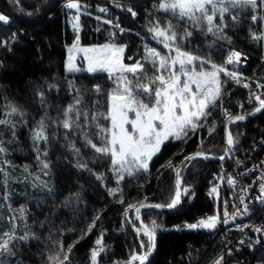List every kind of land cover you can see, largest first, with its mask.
<instances>
[{
	"label": "trees",
	"instance_id": "1",
	"mask_svg": "<svg viewBox=\"0 0 264 264\" xmlns=\"http://www.w3.org/2000/svg\"><path fill=\"white\" fill-rule=\"evenodd\" d=\"M112 1L116 6L110 5ZM66 2L68 0H0V14L9 18L7 24L0 22V120L7 121L0 124V146L6 149L0 154V168L7 174L0 173V217H3L0 233L9 229V220L15 217L17 236L35 234V238L30 237L27 242L17 240L12 245L15 255L3 256L4 264H49L48 257L57 252L59 245L67 249L73 244L70 264H90V251L98 238L105 248L98 257L99 264H122L134 253L141 254L142 248L126 219L132 208L129 206L143 202L168 204L175 191V171L183 158L194 152L215 157L224 154L225 112L233 109L234 113L249 114L259 106L238 109L233 102L242 97L243 92H234L229 97L230 87H227L222 92L221 102L210 109L207 119L201 123L203 126L189 132L182 140L170 139L164 143L148 172L126 177L119 184L108 161L93 160L92 152L83 147L77 129L69 133L68 140L80 148L81 157L91 172L78 169L74 166L78 158L67 147L66 130L56 121L63 119L62 109L74 102L77 91L82 95L79 107L90 113L106 111L107 94L114 83L103 73H66L67 50L76 40V33H72L66 23L69 16ZM158 3L159 0H79L81 44L115 43L125 47V63L142 61L145 40L160 48L150 38L148 30L157 19L163 18L158 13ZM89 5L93 13L88 12ZM103 6L109 7L105 15L100 14ZM117 8H122V12ZM256 8L243 15L232 11L238 21H233L229 15L222 33L225 38L217 39L193 30L184 48H197L200 55L224 66L231 52H244L249 57L247 66L236 68L227 64L229 71L252 75L264 70L262 40L253 39L254 35L263 34L264 19L260 17H264V3L259 1ZM253 15L258 17L255 22ZM78 63L83 66L82 58ZM96 85L100 86V95L94 94ZM40 91L46 101L43 105ZM10 106L19 111L5 115ZM41 119L48 124L46 143L33 140V132ZM80 123L84 124L83 119ZM231 133L236 146L263 136L264 115L232 124ZM94 142L98 140L94 138ZM41 161L47 162L49 168L43 169ZM169 162L172 167L168 166ZM220 166L221 163L195 161L183 171V188H188L189 193L185 194L179 209L166 213L141 210L144 226L150 230L158 226L162 229L149 264H208L219 253L222 248L220 223L212 231L189 229L187 225L209 216L220 218L222 194L219 191L218 198L210 194ZM94 173L102 174L103 180H98ZM109 190H115V194H110ZM77 195L79 199L75 200ZM65 201L69 203L66 205ZM21 208L26 210L24 219L20 218ZM130 218L138 225L134 213ZM94 220L95 227L80 239ZM141 239L147 246L149 241L143 233ZM256 259L264 260V250Z\"/></svg>",
	"mask_w": 264,
	"mask_h": 264
},
{
	"label": "snow or ice",
	"instance_id": "2",
	"mask_svg": "<svg viewBox=\"0 0 264 264\" xmlns=\"http://www.w3.org/2000/svg\"><path fill=\"white\" fill-rule=\"evenodd\" d=\"M260 3H264V0H260ZM66 7L79 12L81 5L79 0H70ZM156 7L158 11L170 14L171 18L164 25H161L157 20L148 30L156 43L161 44L163 49L167 50V54L154 47L146 46L143 60L128 65L123 62L122 54L125 47L109 43L97 48L79 49L85 54L86 69L75 67L71 57L66 65L68 71L105 72L109 79H113L114 88L107 94L106 111L94 110L90 113L79 107L82 103V95L77 91L74 102L62 109L63 119L57 120L56 123L66 130L64 134L66 140H68L69 133L79 129L83 147L92 152L93 160L105 159L108 161L110 170L117 176L118 184L125 178V174L133 176L142 171L147 172L153 156L160 152L166 141L169 139L182 140L187 137L189 132H195L198 127L202 126L200 121L207 118L210 109L216 106L217 99L221 95L220 73L240 82L237 73L227 71L224 65H216L209 59L185 51L183 44L193 36V30L205 35L211 34L217 39L225 38L222 33L226 27V14L231 15L232 20L236 21L237 14H233L232 10L245 7L256 9L257 0H159ZM100 11L103 12L105 9L101 8ZM132 14L135 15L134 12ZM251 18L253 22L258 19L256 15ZM260 19H264V17H260ZM73 20L78 22L79 16L73 17ZM0 22L7 24L9 18L0 14ZM105 23H111V21H105ZM78 27V23H73L74 29H78ZM253 39L264 40V34L254 35ZM73 48H76L75 44ZM240 56L239 52H231L225 64L239 63ZM204 65H211L212 70H197L198 67L202 68ZM149 66L151 74H149ZM243 86L249 87L248 84ZM49 87L54 88L55 85ZM258 87H264V85H258ZM93 91L94 94L100 95V86L96 85ZM39 95L43 105L46 103L43 91H40ZM261 96H264V93L250 94V100L254 98L259 102V106L249 115L259 113L264 109V99ZM18 111L17 107L10 106V111H5V115H14ZM225 115H228L230 122L233 123L245 119V115L231 116L228 113ZM81 119L84 121L83 125L80 123ZM101 121L108 123L104 124ZM6 123V120H0V124ZM47 127L45 119L38 122L37 128L33 132L34 142L43 141L46 143L48 141ZM94 138L98 140V143L94 142ZM226 140L228 147L225 152L227 153L231 151L235 140L230 132L227 133ZM67 147L78 158L74 166L80 170L91 172L87 162L81 157V150L76 146V143L68 140ZM5 152L6 149L0 146V154ZM43 155L46 156L47 153L44 152ZM197 157L209 158L207 154L201 152L195 156L186 157L185 160L190 162ZM219 159L223 160L224 156ZM41 164L43 169L49 168L47 162L41 161ZM168 166L172 167L171 162ZM0 173H4L3 168H0ZM95 175L98 180H103L102 174ZM181 182L182 177L179 171H176L175 191L170 202L166 205L141 204L140 207L175 208L181 202L182 191L184 194L189 193L188 188L181 190ZM227 183L233 185V178L228 177ZM51 191L52 189L49 188V194ZM109 191L110 194H115V190ZM216 192L217 188L213 187L210 194ZM261 198H264V184L261 185V197L258 199ZM5 199L7 198L5 197ZM74 199L78 200V195ZM68 203L69 201H65L66 205ZM129 207L135 208L137 219H139L140 207L135 205ZM19 211L20 218L24 219L26 210L21 208ZM2 218L0 217V219ZM96 219L98 220L99 216ZM216 221L217 217L212 216L201 219L195 224L187 225V227L189 229H213L216 227ZM9 224V229L0 233V264H4L3 256L15 255L12 245L17 240L27 242L30 237L35 238V234L29 233L17 236L15 217L9 220ZM93 227H95V220L81 234L80 239L90 233ZM256 231L261 230L256 229ZM144 234L148 236L149 241L147 251L143 255L134 254L131 257V261L139 260L140 264H144L155 246L154 230L145 226ZM78 242L77 240L76 243ZM73 247L75 244L70 245L67 249L63 245H59L57 252L48 257L49 264H70ZM144 247L145 245L142 243L141 248ZM104 251L102 239H96L95 247L90 251V264H99L98 257ZM216 264H220V261H216Z\"/></svg>",
	"mask_w": 264,
	"mask_h": 264
},
{
	"label": "built area",
	"instance_id": "3",
	"mask_svg": "<svg viewBox=\"0 0 264 264\" xmlns=\"http://www.w3.org/2000/svg\"><path fill=\"white\" fill-rule=\"evenodd\" d=\"M110 5L116 6V3L112 1ZM108 8L104 6L105 11H100V14H107ZM93 11L89 5L88 12L93 13ZM117 11L122 12V8H117ZM66 23L71 32L75 33L73 28L75 21L70 14ZM235 52L241 53V56L239 63L232 64V67L245 68L249 57L244 52ZM238 76L239 83L232 78L222 83L223 90L230 87L227 96L230 97L234 92H243V96L235 98L233 102L238 109L259 104L254 98L250 100V94L264 93V87H258L264 85V70L252 75L238 74ZM244 84H248L249 87L245 88ZM261 98L264 99V96ZM225 113L231 116L239 114L234 113L233 109ZM228 117L226 115V119ZM228 177L233 178V185L227 183ZM262 184H264V135L239 143L237 146L234 143L232 153L221 163L214 177V187L217 188L214 197L219 196V191L222 194L219 218L222 248L208 264H216L218 260L220 264H264V260L256 259L264 250V202H262L264 198L258 199L261 197ZM256 229L261 231L258 232Z\"/></svg>",
	"mask_w": 264,
	"mask_h": 264
},
{
	"label": "rangeland",
	"instance_id": "4",
	"mask_svg": "<svg viewBox=\"0 0 264 264\" xmlns=\"http://www.w3.org/2000/svg\"><path fill=\"white\" fill-rule=\"evenodd\" d=\"M259 1L260 0H257V4L259 3ZM70 2V0H68V2H66V4H65V7H66V5L68 4ZM66 9L68 10V12H69V14L72 16V17H75V16H79V13H80V10H79V12L76 10V9H69V8H67L66 7ZM257 9V8H256ZM256 9H253V10H256ZM249 10H251V8H247V7H245V8H236V9H233L232 11H234V13L236 12V11H240V12H237V13H239L240 15H243L242 13L243 12H248ZM163 18L162 19H157V20H159V22L161 23V25H164V24H167V22H168V20L171 18L170 17V14H168V13H164V12H158ZM229 17V15L228 14H226V16H225V21L227 20V18ZM157 20L153 23V24H155L156 22H157ZM238 21V20H237ZM175 22V21H174ZM217 22L219 23V20H217ZM75 23H78V25H79V27H78V29H74L75 31V33H76V40H75V42L73 43V45L75 44L76 45V48H73V45H71L70 47H68V50H67V54H68V57H67V61H66V65L68 64V62H69V57H71V60H72V64L75 66V67H77V68H81V69H86L87 68V61L84 59V53L82 52V51H79V49H82V48H97V47H101V46H84V45H82L81 44V41H80V32H81V26H80V23H79V20H78V22L77 21H75ZM226 24V23H225ZM263 29H264V24H263ZM194 31H196V30H194ZM197 32H199V31H197ZM263 34H264V30H263ZM150 35H151V33H150ZM211 34H206V36H210ZM77 37H78V41H77ZM150 38L156 43V41L152 38V35L150 36ZM145 43H144V51H145V47L146 46H148V47H154V48H156L157 50H159V51H161L162 53H165V54H167V50H165V49H163V46L161 45V44H158L159 46H160V48L159 47H156V46H154V45H150L148 42H147V40H145L144 41ZM186 43H187V41H185L184 42V44H183V48H184V45L186 46ZM262 43H263V48H264V40H262ZM103 46V45H102ZM120 46H122V45H120ZM184 50L185 51H188V52H191V53H193L194 55H196V56H200V57H203L202 55H200V53H198L197 52V48H192V47H188V49L187 48H184ZM123 55V62L125 63V51H124V53L122 54ZM80 58H82V60H83V66H81V65H79V63H78V61H79V59ZM203 58H205V57H203ZM207 59V58H206ZM212 62V61H211ZM212 63H214V62H212ZM125 64H127V63H125ZM132 64H135V63H132ZM132 64H128V65H132ZM215 64V63H214ZM217 65V64H216ZM228 65H230V66H232V64H228ZM225 68H226V70L227 71H229V69L227 68V64L225 65ZM197 70H207V71H211L212 69H211V65H204L202 68H197ZM231 72V71H230ZM66 73L67 74H69V75H76V74H81V73H87V74H94V73H89V72H87L86 70H81V71H68L67 70V67H66ZM97 73H103V74H107V73H105V72H97ZM108 75V74H107ZM128 75H131V74H128ZM228 79L230 80L231 78L229 77V76H226V75H224L223 73H220L219 74V80L220 81H222V83L223 82H225V81H228ZM112 81H113V79H112ZM114 88V87H113ZM112 91V90H111ZM222 92H223V88H222V85H221V95L219 96V98L217 99V102H216V106H217V103H219V102H221V99H222ZM212 108H214V107H212ZM211 108V109H212ZM207 119V118H206ZM206 119H202L201 121H200V124L203 122V120H204V122H205V120ZM203 124V123H202ZM201 124V125H202ZM203 126V125H202ZM201 127V126H200ZM200 127H198L197 129H199ZM196 129V130H197ZM170 140V139H169ZM168 140V141H169ZM167 142V141H166ZM165 142V143H166ZM163 146V145H162ZM162 148V147H161ZM159 153V152H158ZM157 153V154H158ZM156 154V155H157ZM155 155V156H156ZM155 156H153V158L155 157ZM153 158H152V160H153ZM151 160V161H152ZM151 161H150V163H151ZM150 163H149V168H150ZM149 171V170H148ZM147 171V172H148ZM140 173H146V172H139V173H137V174H140ZM136 175V174H135ZM134 176V175H133ZM115 177H116V179H117V176L115 175ZM126 177H132V176H128L127 174H125V178ZM123 180H121L119 183H121ZM219 197V196H218ZM218 197H216V198H218ZM218 200V199H217ZM209 217H212V216H209ZM215 217H217V221H216V227L215 228H217V227H219V217H218V215H215ZM208 217H206L205 219H207ZM131 221H132V219H131ZM215 228H213V229H206V228H197V230H205V231H212V230H214ZM196 230V229H195ZM156 233H158L159 231H160V227L158 226L155 230H154ZM139 263V260H136L133 264H138Z\"/></svg>",
	"mask_w": 264,
	"mask_h": 264
},
{
	"label": "water",
	"instance_id": "5",
	"mask_svg": "<svg viewBox=\"0 0 264 264\" xmlns=\"http://www.w3.org/2000/svg\"><path fill=\"white\" fill-rule=\"evenodd\" d=\"M254 112V111H253ZM252 112V113H253ZM236 115H245V119L243 121H236V122H230L229 120V117L226 119L225 121V127H224V137H225V149L228 147L227 145V140H226V136H227V133L230 132L231 133V126L232 124H235V123H242V122H246V121H250V120H254V119H257L261 116L264 115V109H262L259 113H255V114H252V115H249V114H244V113H239V114H235L233 116H236ZM232 134V133H231ZM234 146V144H233ZM233 146L231 148V151L229 152H224V154L222 156H224V159L221 160L219 159V157H215L213 155H210V154H207L209 156L208 159H203V158H200V157H197L196 159H193L191 160L190 162L185 160L186 157H189V156H195V154L197 153H201V152H194V153H191L189 155H187L185 158H183L181 160V162L179 163V165L177 166L176 168V171H179L180 173V176L182 177V182H181V190L183 189V176H182V173L183 171H186V169L195 161H204V162H212V163H222L224 162L225 160L228 159L229 155L232 153V149H233ZM176 171H175V176H174V187H175V180H176ZM184 199H185V194L183 193L182 191V194H181V202L175 207V208H172V209H169L167 207L165 208H160V209H157V208H148V207H140L141 204H160V203H156V202H143V203H139L138 205H136V207H140V212H139V219H137V213H136V210L135 208H131L127 214H126V219L128 221V223L131 225L134 233L136 234V237L138 239V242L141 246V244L143 243L145 245V243L143 242V240L141 239V233L144 234V224L142 222V218H141V210L143 209H154L156 211H159V212H163V213H166V212H171V211H175L177 209H179L181 207V205L184 203ZM131 213H134V217H135V220L137 222L138 225H134V223L131 221V218H130V214ZM162 230V229H161ZM145 235V234H144ZM147 238L148 236L145 235ZM154 237H155V240H154V248L152 249L150 255H148V258L147 260L144 262V264H149L150 262V259L152 258L153 254H154V251L156 250V245H157V241H158V233H156L154 231ZM147 251V246L145 245L144 248H142V253L139 254V253H134L135 255H143L145 252ZM133 254V255H134ZM132 255V256H133ZM131 256V257H132ZM131 257L129 258V260L127 261H122V264H129V262L131 261ZM135 261H131V264H133ZM140 264V262L138 263Z\"/></svg>",
	"mask_w": 264,
	"mask_h": 264
},
{
	"label": "bare ground",
	"instance_id": "6",
	"mask_svg": "<svg viewBox=\"0 0 264 264\" xmlns=\"http://www.w3.org/2000/svg\"><path fill=\"white\" fill-rule=\"evenodd\" d=\"M103 7H104V6H103ZM103 7H102V8H103ZM108 11H109V8H108ZM120 13H121V12H120ZM160 230H161V229H160ZM154 240H155V237H154Z\"/></svg>",
	"mask_w": 264,
	"mask_h": 264
}]
</instances>
